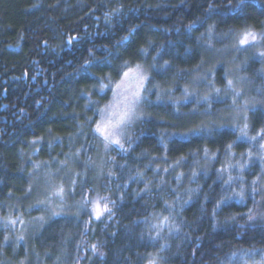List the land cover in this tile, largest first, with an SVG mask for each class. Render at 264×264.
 <instances>
[{
    "label": "trees",
    "instance_id": "trees-1",
    "mask_svg": "<svg viewBox=\"0 0 264 264\" xmlns=\"http://www.w3.org/2000/svg\"><path fill=\"white\" fill-rule=\"evenodd\" d=\"M246 31L264 46V0H0V221H14L0 227V264H239L264 254V154L241 168L254 151L201 120L223 106L179 100L215 38ZM247 54L239 74L262 89ZM137 66L148 73L147 117L123 148L105 150L99 112ZM157 87L176 102L152 104ZM259 99L249 138H264V89ZM228 160L240 173H227ZM45 179L83 203L81 214L22 236L41 216ZM95 195L108 209L96 221Z\"/></svg>",
    "mask_w": 264,
    "mask_h": 264
},
{
    "label": "rangeland",
    "instance_id": "rangeland-1",
    "mask_svg": "<svg viewBox=\"0 0 264 264\" xmlns=\"http://www.w3.org/2000/svg\"><path fill=\"white\" fill-rule=\"evenodd\" d=\"M242 33H232L215 38V44L217 46L219 45V48L215 47L216 50L207 54V57H205L206 62L201 63L197 75L195 73L193 77H191L189 87L181 91L179 98L182 102L194 103V106L202 105L210 107L211 104H221L223 108H220L221 110L215 111L214 113L215 121H208V117L213 116H208L209 112H206L205 116L201 118L203 124H205V129H207L206 126H210L211 128L232 132L236 135L239 142L246 143L249 146V149L251 148V151H254V153H249L247 159L245 160V164L242 167L239 166V164H232L229 160L225 161L227 165V173L234 172V169H237L236 172L240 173L239 168H247L248 165L246 164L252 162V156L259 157V153L264 154V138H249L247 132V116L249 112H253L259 108L262 109V107H260L261 104H259L258 101L260 100L259 97H261L264 89V55H261V53H264V46L260 44V38L257 34V40L255 42L245 46L239 45L238 38ZM210 46L207 44V52L212 49ZM245 53H248V61L257 63L260 67L261 72L259 74V80L261 81L260 83L263 84L262 89L254 87L251 81L239 74L240 68L245 66V63L242 62L243 56L241 58L240 56ZM135 68L137 67L132 69ZM139 68L142 75L146 77L143 85L142 99L139 104L135 106L130 119L126 120V122L116 129L113 134V138L119 139L120 144H112L109 140H105L103 136L95 131L97 125L94 129L95 136L103 142L106 147L105 150H120L123 148V144L131 135L132 128L137 123L145 120L147 117V95L145 94V88L147 85L148 73L142 67ZM218 69H220L223 74V88L221 89L217 88L214 81V74ZM122 79H124L123 76L121 80ZM121 80L117 84L121 83ZM229 81L232 82L231 85L229 84ZM116 85L112 89L110 102L99 112L97 124L108 120L112 112L119 111L123 108V105L120 106V109L109 107L110 105L115 104L116 100L120 99V97L115 95L116 92L123 91V89L117 90ZM134 85L135 81H126L125 86L134 87ZM153 92L155 93V100L152 104H173V102L175 103L177 100L175 98L172 99V96L165 89L157 87L153 89ZM112 119H115V117H112ZM237 178L229 179L227 177L226 180L228 184H231L235 183ZM242 192L243 191L241 189V191L239 190L230 193L228 200L238 201L240 197L244 196V193ZM57 193L60 194L58 195ZM38 196L39 204H37L36 207L40 210L41 216H37L32 219L28 225H21L20 232L22 236H24L29 230L31 231L39 228L44 221L55 216L78 217L81 214L80 211L83 209V203L71 205L70 201H67V192H65L63 187H60L58 184L52 183L49 180L46 181V179L42 183V189ZM97 202L102 210V215L99 218H97L94 213V207ZM88 205L92 220L96 221L102 218L105 212L104 206L101 204L96 195L88 200ZM162 224L160 226H163ZM10 225L11 224L8 220L0 221V227L2 228H9ZM152 227H154L153 229L157 231L155 221L152 223ZM20 239H22L21 236ZM151 261L153 263L156 262L155 259H152ZM238 262L239 264H264V254L253 253L245 255L241 257Z\"/></svg>",
    "mask_w": 264,
    "mask_h": 264
},
{
    "label": "snow or ice",
    "instance_id": "snow-or-ice-1",
    "mask_svg": "<svg viewBox=\"0 0 264 264\" xmlns=\"http://www.w3.org/2000/svg\"><path fill=\"white\" fill-rule=\"evenodd\" d=\"M256 40L257 35L251 31L242 33L238 38L239 45L241 46L248 45ZM261 55H264V53H261ZM123 77L124 79L121 80V83L116 85L117 90L123 89V91H117L115 94L117 97H120V99L116 100L115 104L109 106L111 108L120 109V106L123 105V108L119 111L112 112L109 119L97 124L95 129L105 140H109L112 144H120L119 139L113 138V134L116 129L126 122V120L130 119L135 106L141 101L143 85L146 79V77L142 75L139 66L135 69L130 68L128 71H125ZM126 81H135L134 87H126ZM231 83L232 82L229 81L230 85ZM112 117H115V119H112ZM57 194L59 195L60 193ZM104 210H108L107 206H105ZM94 213L97 218L102 215V210L98 202L94 207ZM9 223H14V221H9Z\"/></svg>",
    "mask_w": 264,
    "mask_h": 264
}]
</instances>
